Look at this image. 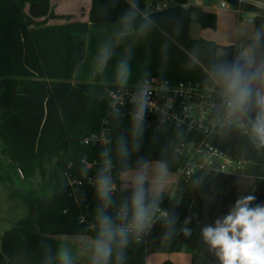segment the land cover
I'll return each mask as SVG.
<instances>
[{
    "label": "trees",
    "instance_id": "1",
    "mask_svg": "<svg viewBox=\"0 0 264 264\" xmlns=\"http://www.w3.org/2000/svg\"><path fill=\"white\" fill-rule=\"evenodd\" d=\"M91 1L88 31L84 25L78 26L81 33H87L81 39L70 37L72 26L45 27L48 20L63 18L53 14L49 0H0V183L11 197L17 192V197L30 206L25 218L0 235V264H45L49 249L56 256L55 236H96L94 191L86 192L85 204L77 209L69 196L66 178L92 175L89 170L85 173L82 160L101 162L103 149L84 146L82 140L98 133L102 121H106L110 132L106 147L112 149V174L118 178L119 190L114 198L119 201L129 195L121 191L122 166L115 148L116 138L122 133L127 135L130 118L122 111H109V92L124 87L117 83L116 66L126 55V48H131L132 69L127 86L155 79L170 85L213 88L216 85L209 75L211 65L235 56L233 46L220 47L189 37L192 24L202 31H215L218 22L214 14L195 5L183 11L180 5L186 0H168L171 5L161 11L154 10V3L149 5L147 13L153 15L156 25L145 35L132 34L123 39L98 73L92 69L95 53L106 40L108 27L119 28V18L128 9L129 0ZM220 1L241 14L251 15L253 34L264 29V9L258 6L264 0ZM147 3L148 0H138L144 13ZM251 42L252 38L247 44ZM50 73L55 74L54 79ZM54 82L61 85L60 93L53 90ZM254 115L253 110L251 116ZM222 136L218 149L233 157L235 150L242 148L245 162L264 166V149L257 150L249 137L233 128ZM197 138L185 124H163L155 129L145 126L142 148L132 154L129 163L134 167L139 156L155 161L165 155L162 150L167 147L170 173H174L181 164L176 150ZM197 178H201L200 183ZM32 183L42 184V188ZM182 184L191 189L194 211L188 213L170 203L167 209L170 216L177 218L175 225L170 229L165 221L155 223L144 246L131 239L124 250V264H145L154 253H188L190 264L215 263L214 252L203 242L201 229L225 215L237 199L235 177L197 174ZM28 188L35 202L23 197ZM251 194L257 198L254 204L264 203V179L255 180ZM160 200L167 201L166 195ZM186 219L189 222L185 225ZM185 227L190 230L187 236ZM169 232L171 235H166ZM109 264H115L114 256Z\"/></svg>",
    "mask_w": 264,
    "mask_h": 264
},
{
    "label": "clouds",
    "instance_id": "2",
    "mask_svg": "<svg viewBox=\"0 0 264 264\" xmlns=\"http://www.w3.org/2000/svg\"><path fill=\"white\" fill-rule=\"evenodd\" d=\"M119 29L113 39L102 42L98 51V64L103 69L113 56V50L129 35H145L156 25L151 13H144L138 0H129L128 9L118 21ZM264 29H257L252 42L241 47L232 59L223 58L210 67L209 75L219 89L222 111L218 121L221 128L250 126V139L257 149H264ZM167 45L164 46L166 49ZM116 66V80L127 86L132 69L129 63L131 48L125 49ZM147 74H145L146 76ZM151 84L143 79L130 98L133 106L127 135L116 138V156L121 163V191L128 196L117 201L114 193L112 149L101 152V166L94 181L96 208L94 219L96 236L90 245L89 264H124L125 249L131 239L139 241L157 219H163L171 229L176 217L160 208V197L170 178V160L167 147L161 158L153 161L139 156L133 167L129 161L133 153L142 148L145 133V117L152 106ZM255 111L254 117L251 116ZM118 113V109L116 110ZM164 123L163 114L161 125ZM180 136H183L181 131ZM175 144L173 145V150ZM86 173V169H85ZM197 183L201 178H197ZM256 196L238 197L229 211L218 217L212 225L201 229L203 242L214 252L219 264H264V203H253ZM179 203V201H177ZM189 221H184L185 225ZM189 235L188 228L183 229ZM166 235L170 236L171 233ZM75 264L68 248H58L53 257L49 249L45 264Z\"/></svg>",
    "mask_w": 264,
    "mask_h": 264
},
{
    "label": "built area",
    "instance_id": "3",
    "mask_svg": "<svg viewBox=\"0 0 264 264\" xmlns=\"http://www.w3.org/2000/svg\"><path fill=\"white\" fill-rule=\"evenodd\" d=\"M194 0H186L180 5L183 11L188 10L193 4ZM240 2L241 0H237ZM171 3L154 5L155 11L166 9ZM220 9L224 10L228 6L224 1H220ZM237 16L241 15L239 10H234ZM151 84L150 100L152 106L149 108L145 117V126L147 128L155 129L161 125V117L163 114L164 123L174 126L185 124L187 128L194 131L198 138L186 144L180 145L176 150V154L181 161L178 169L173 173L181 182L188 181L192 176L197 174H210L218 173L236 177L241 171V162L237 161L234 157L225 154L217 148V143L224 132L233 128L236 129L241 135L250 138V126L245 128L239 127H225L219 126L220 112L222 111V99L218 94L219 89L214 86L213 88H198L190 84L170 85L166 82H159L155 79L149 80ZM138 85H130L117 88L109 92V111L116 112L122 111L124 115L131 117L133 109L130 103V98L136 92ZM215 105L216 109L213 110L212 106ZM108 129L106 121H102L99 132L82 140V145L90 147L106 148L109 143ZM81 164L86 170H89L92 175L81 174L79 177L67 176V186L69 188V196L77 207L80 209L85 204L86 192L88 190L94 191V181L97 170L101 166V162L96 161L88 163L84 160ZM113 176V174H112ZM113 180L117 185L118 178L113 176ZM119 190L117 189L115 193ZM114 193V194H115ZM167 201L160 200V208L168 212V205L170 203L179 206L177 200L172 195H166ZM164 221L157 219L155 223ZM84 220L80 217V223ZM153 224V225H154ZM152 225V227H153ZM152 227L143 233L137 242L138 245L144 246L146 239L151 233Z\"/></svg>",
    "mask_w": 264,
    "mask_h": 264
},
{
    "label": "crops",
    "instance_id": "4",
    "mask_svg": "<svg viewBox=\"0 0 264 264\" xmlns=\"http://www.w3.org/2000/svg\"><path fill=\"white\" fill-rule=\"evenodd\" d=\"M210 1V0H209ZM207 2H202L200 0H194L193 4L195 6L201 7L203 11L212 13L216 16V21L218 22L216 24V30L214 31L213 37L211 39H208V41L214 43L217 46L220 47H227V46H233L234 47V55H236L241 47L245 46V43L247 45V42L252 38L253 35V28L250 30L249 28H244L241 26L240 33L232 38H225L221 37L218 33V31L221 29L222 22H220V18L228 19L229 16H227L226 12L228 7L224 10L220 9V0L219 5H211ZM90 2L91 0H49L50 8L53 11L55 16L63 17L67 16V19H55V20H48L45 24V27H60L62 25L65 26H72L71 28V34L70 37L74 38H86L87 33H81L78 26L84 25L86 27V30L88 31L89 23L87 19L88 11L90 8ZM156 4V3H154ZM234 12V11H233ZM235 14V13H234ZM248 16V23L253 24L252 16ZM69 17V18H68ZM42 21L41 20H38ZM60 25V26H59ZM253 27V26H252ZM86 31V32H87ZM206 31V30H205ZM243 32V33H242ZM261 51H264V46H261ZM235 57V56H234ZM74 83V82H73ZM72 83V84H73ZM237 161H239L235 156H233ZM241 162V161H239ZM250 163V162H249ZM261 166V165H260ZM243 169V162H241V171L240 173L235 177V185L236 187V194L237 198L249 195L252 193L255 187V180L256 179H264V166H261V168H249L246 167L244 171ZM121 175L119 176V182L121 183ZM162 195H172L176 198L177 201H179V207L182 209L183 204L187 201V198L191 195V189L190 187L184 186L182 182L177 178L175 174L170 173L169 182L162 192ZM195 209V208H194ZM193 207L188 208V213H192ZM191 256L188 253H177V254H169L165 255L162 254L160 256H148L145 260V264H162L164 262H169L171 264H190ZM214 264H218V262L215 260Z\"/></svg>",
    "mask_w": 264,
    "mask_h": 264
},
{
    "label": "rangeland",
    "instance_id": "5",
    "mask_svg": "<svg viewBox=\"0 0 264 264\" xmlns=\"http://www.w3.org/2000/svg\"><path fill=\"white\" fill-rule=\"evenodd\" d=\"M152 3H156L157 5L167 4L169 3L168 0H148L146 13L149 10V5ZM209 3L213 6L219 5V0H210ZM154 4V5H156ZM259 7L264 9V4H259ZM234 9L231 7H228L226 14L229 16L228 19H222L220 18V22H222V27L218 31L217 34H219L221 37L225 38H232L237 36L240 33V28L243 26L245 29L249 28L250 30L253 28L251 23H248V16L245 14H241L240 16H237L234 14ZM54 14V13H53ZM64 19H67V16H63ZM63 18H60L61 20ZM69 18V17H68ZM60 26V25H59ZM65 26V25H62ZM61 27V26H60ZM119 28L116 26H109L108 29L105 31L104 38L106 40L113 39L115 33L118 31ZM243 33V32H242ZM189 37L191 39H203L205 41H208V39H211L213 37L214 31H202L199 29L198 25L192 24L189 28ZM246 46V43H245ZM93 67L92 69L98 73H101L99 64H98V52L95 53V57L93 60ZM105 66V65H104ZM103 66V68H105ZM49 77L51 79L55 78V74H49ZM68 81H71V76L67 79ZM73 83V82H72ZM53 90L57 93H60L61 85H57L56 82L53 83ZM234 156L241 162H243V169L245 170L246 167L253 168H261L260 165H256L254 163L245 162L243 160V149L237 148L234 152ZM173 174V173H172ZM35 188L41 189L42 184H34ZM29 188L26 189V191L23 194L24 198H27L30 201L35 202V197L29 194ZM10 192L3 186V184L0 183V235H2L4 232L9 231L11 228H13V224L21 219L25 218L29 212H30V206L28 202H25L23 199L17 197V192H14V197L10 196ZM193 207V210L195 208V204L193 201L192 194L190 197L187 198V201L183 204L182 210L185 212L188 211V208ZM54 241L58 248H68L72 255L75 264H89L88 257L90 256V251L86 250L90 248V245L92 244V238L87 236H55ZM155 256H160L162 254H153ZM150 255V256H153Z\"/></svg>",
    "mask_w": 264,
    "mask_h": 264
},
{
    "label": "water",
    "instance_id": "6",
    "mask_svg": "<svg viewBox=\"0 0 264 264\" xmlns=\"http://www.w3.org/2000/svg\"><path fill=\"white\" fill-rule=\"evenodd\" d=\"M192 19H193V17H192ZM251 22H252V21H251ZM219 54H220V49H217V50H216V57H218ZM212 108H213V110H215V109H216V106L213 105ZM253 191H254V190H253ZM253 191H252V192H253ZM213 258H214V259L218 262V264H219L218 258L216 257L215 253H213Z\"/></svg>",
    "mask_w": 264,
    "mask_h": 264
}]
</instances>
